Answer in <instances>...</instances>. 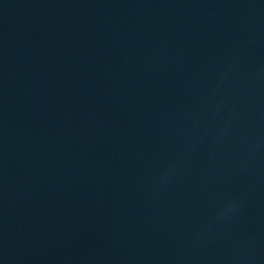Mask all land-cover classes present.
<instances>
[{
  "label": "water",
  "instance_id": "obj_1",
  "mask_svg": "<svg viewBox=\"0 0 264 264\" xmlns=\"http://www.w3.org/2000/svg\"><path fill=\"white\" fill-rule=\"evenodd\" d=\"M0 264H264V0H0Z\"/></svg>",
  "mask_w": 264,
  "mask_h": 264
}]
</instances>
